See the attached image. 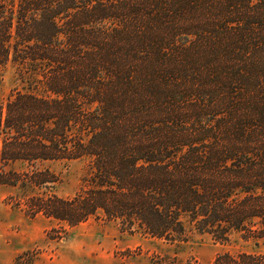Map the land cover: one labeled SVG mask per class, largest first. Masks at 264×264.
Returning a JSON list of instances; mask_svg holds the SVG:
<instances>
[{"label": "trees", "instance_id": "obj_1", "mask_svg": "<svg viewBox=\"0 0 264 264\" xmlns=\"http://www.w3.org/2000/svg\"><path fill=\"white\" fill-rule=\"evenodd\" d=\"M8 62L32 89L0 104V183L55 182L5 169L16 161L90 165L72 196L28 198L31 215L76 226L101 213L171 243L191 228L264 240V0H0Z\"/></svg>", "mask_w": 264, "mask_h": 264}, {"label": "rangeland", "instance_id": "obj_2", "mask_svg": "<svg viewBox=\"0 0 264 264\" xmlns=\"http://www.w3.org/2000/svg\"><path fill=\"white\" fill-rule=\"evenodd\" d=\"M31 89L30 79L23 78L11 62L0 68V104L16 91ZM5 169L18 173L49 170L55 182L37 186L0 183V264H152L157 254L177 256L191 264H212L223 252L264 254V240L242 231H231L226 241H218L191 228L185 241L171 243L121 230L101 213L76 226L42 213L31 215L26 204L31 196H72L84 185L90 172L86 158L33 164L16 161Z\"/></svg>", "mask_w": 264, "mask_h": 264}]
</instances>
